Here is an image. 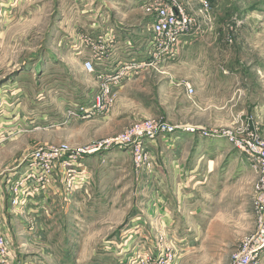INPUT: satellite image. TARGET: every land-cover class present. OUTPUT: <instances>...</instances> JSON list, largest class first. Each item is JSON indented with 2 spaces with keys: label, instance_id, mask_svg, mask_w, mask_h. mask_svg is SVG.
Masks as SVG:
<instances>
[{
  "label": "rangeland",
  "instance_id": "rangeland-1",
  "mask_svg": "<svg viewBox=\"0 0 264 264\" xmlns=\"http://www.w3.org/2000/svg\"><path fill=\"white\" fill-rule=\"evenodd\" d=\"M177 1L201 26L199 42L117 93L111 112L119 105L120 119L108 124L97 121L103 117L66 120L70 106L86 102L88 87H98L97 77L61 43L64 25L86 21L93 0H0V231L13 243L18 264H233L255 231L259 174L254 166L253 174L240 170L245 155L225 133L264 140V0ZM150 17L142 9L126 21L143 20L146 30ZM150 121L189 125L194 133L177 132L197 135L204 148L224 140L235 164L222 174L221 187L212 191L211 183L201 184L197 201L178 208L184 221L165 224L152 216L162 198L159 179L174 177L168 168L159 172L162 148L154 154L150 146L160 145L163 134L146 142L152 156L147 163L137 162L135 149L105 143ZM62 145L88 152V190L66 193L58 183L55 189L70 202L67 209L62 203L55 208L56 218L14 207L9 182L34 152ZM168 156L172 165L174 155Z\"/></svg>",
  "mask_w": 264,
  "mask_h": 264
},
{
  "label": "built area",
  "instance_id": "built-area-1",
  "mask_svg": "<svg viewBox=\"0 0 264 264\" xmlns=\"http://www.w3.org/2000/svg\"><path fill=\"white\" fill-rule=\"evenodd\" d=\"M141 2L142 9L151 16L145 30L144 59L131 57L118 61L108 68L107 61L120 49V43L127 50L133 51L136 49V42L133 38L120 41L115 26L110 23L107 16L92 23L93 29L100 30L97 34L80 27L63 37L61 43L82 57L85 70L95 74L99 81V89L94 100L89 103H75L69 107L66 113L68 123L92 117H107L111 113L114 97L122 85L141 76L151 68L162 67L173 61L178 56L183 43L190 38L202 36L203 30L196 17L188 13L179 1L142 0ZM187 91L193 93L194 89L188 84ZM180 129L192 133L196 131L189 125L171 126L168 123L158 124L150 121L135 124L130 131L107 139L105 143L117 145L120 148L129 147V150L135 149L137 162L147 163L152 156L146 142L155 140L161 134L164 137L175 134ZM203 133L209 136L207 132ZM225 136L236 148L251 157L253 166L259 174V182L254 194L256 229L246 239L243 249L237 254L233 264H262L261 258L264 252V140L240 139L230 131L225 133ZM86 153L88 152L85 148L72 151L67 145L34 152L26 161L24 171L14 181L9 182L11 183L10 201L12 200L13 206L21 211L35 212L33 206L40 205L38 197L53 191L58 183H61L66 193L87 191L91 183V172L84 161ZM12 176L14 175H9L11 178ZM0 192L3 191L0 189ZM0 264H18L13 243L1 231Z\"/></svg>",
  "mask_w": 264,
  "mask_h": 264
},
{
  "label": "crops",
  "instance_id": "crops-1",
  "mask_svg": "<svg viewBox=\"0 0 264 264\" xmlns=\"http://www.w3.org/2000/svg\"><path fill=\"white\" fill-rule=\"evenodd\" d=\"M141 1L142 0H93L92 2L93 6H91V8L89 9L92 10L93 12L92 15H89L86 21L82 20L84 17H82V19L79 18L78 23L74 22L73 24H71L70 29H67L68 28L67 24L64 25V32L68 35V31L71 33L76 28L84 27L86 30L93 31L94 33L97 34L100 30H97L96 28L93 29L92 23L95 20L98 19L100 20L103 17L107 16L109 17L110 23L115 26L120 41H124L128 38H133L136 42V49H134L133 51L127 50L126 47L122 43H120L121 44L120 49L117 50L116 53L113 54L111 58L107 61L108 68L115 65L118 61L126 60L131 57L144 59L145 54L143 47L145 45L146 35H145V30L143 29H145L146 27L144 26L145 23L143 22V20L130 22V23L126 21V18L128 19L132 18L133 12L142 10ZM148 21H150V18ZM193 42L195 44L196 42L199 41L196 40L195 38H190L189 40H187L186 43L182 44L180 50L183 49L188 44L192 45ZM79 58L82 61L81 64L84 67V62H83L84 59L80 56ZM169 63L171 64L172 61H170ZM94 76L96 75L94 74ZM138 78L139 77L131 81H128L124 85H122L118 90L119 95H123L125 91L124 89L127 88L133 82H135ZM94 79H95L94 81L97 83V86L99 87L98 79L96 80L95 77ZM98 87H88L89 96L87 99H84L82 101H86L85 103L91 102L92 100L90 98L94 97L97 94ZM95 91L97 92L95 93ZM118 106L119 105L114 107V110L110 113V115H108L107 117L99 118L97 119V121L108 124L112 123L113 120L118 122V119H120L118 118L119 115ZM41 119H43V117H41ZM159 141H160V145H157L156 141L150 143V146L152 147L154 154H156V149H158L160 146L162 148L161 156H160L161 157L160 161L162 162H160L159 164L160 165L158 168L159 172L160 173L163 172L165 174V172L169 171L174 175V177L172 181L168 180L167 178H164L163 180L165 181L163 182V180L159 179L158 176V179L162 181V183L161 182L159 183L160 185L159 187L162 189V190L160 189L162 198L158 201L157 204L158 209H153L154 211L152 216L155 217V219H157L158 221L163 222L165 224H167L168 222L172 223L174 220L184 221L186 219L183 214V211L181 213H178V208L179 210H181L186 205L191 207L193 205V200L195 199L197 201V197L199 194L198 190L199 188L204 186L201 184L207 185L208 182L211 183L210 189L212 191H215L216 187L217 188L221 187L222 174H224L225 172L229 173L232 168V165L235 164L231 163L229 152L225 150L226 145L223 144V142L225 143L224 140L216 141L215 143H212L213 141H211L210 142L211 145H207V147L204 148V145H200L201 142L198 141L197 135L186 132H177L175 134L162 137V139H159ZM165 146L167 147V149L165 148ZM172 146H174L175 149H172ZM187 149H189V152ZM171 154L174 155L172 165L169 164L171 160L168 156ZM240 154L245 155L244 157L242 156L243 157L242 162H240V164L239 163L237 164L241 166L240 170L247 171L253 174L255 169L254 170L252 169L253 165L248 160L247 157L248 155L242 151H240ZM203 164L207 168L205 169L201 168ZM233 167L234 170H237L235 169L236 168L235 166ZM203 178H205V180H203ZM215 180H217V182H215ZM169 182H173V183L171 184ZM167 186L168 188H166ZM170 188L174 190L175 196L173 195L174 193L172 194V192L169 191ZM167 192H169L170 195ZM55 195L56 197L53 198L52 202L50 203L47 202L48 199L50 198V194L41 196L42 198H44L41 199L42 201L38 200L41 206L39 205L33 206L35 212H37L36 217L43 216V213L45 212L46 216L48 215V218H56L57 209L55 208L61 203L64 208L66 209L68 208L69 206L68 203L70 202V200L68 199L69 201L68 200L66 201L64 199L66 194L61 191H58L57 189H54L52 197H54ZM180 195H183L182 199ZM102 202L103 201H100V204H102ZM2 206L4 207L3 201H2ZM170 206H174V209L171 210L169 208ZM6 209L7 211H9L10 209L9 204L7 205ZM3 213L2 215L4 216V220H5V222L3 223L4 225L3 228L4 231L8 232L9 221L7 220H9V218L8 215ZM190 213L195 214V209L194 210L191 209ZM152 216L150 218H152ZM194 248L195 247L192 246V249ZM29 264H34V263L30 262Z\"/></svg>",
  "mask_w": 264,
  "mask_h": 264
},
{
  "label": "bare ground",
  "instance_id": "bare-ground-1",
  "mask_svg": "<svg viewBox=\"0 0 264 264\" xmlns=\"http://www.w3.org/2000/svg\"><path fill=\"white\" fill-rule=\"evenodd\" d=\"M22 173V172H21ZM15 176V175H14Z\"/></svg>",
  "mask_w": 264,
  "mask_h": 264
}]
</instances>
